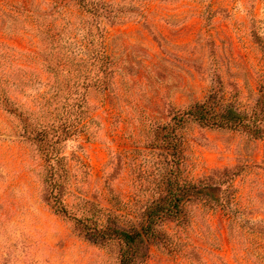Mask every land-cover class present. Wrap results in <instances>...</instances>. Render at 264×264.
Returning a JSON list of instances; mask_svg holds the SVG:
<instances>
[{
  "label": "rangeland",
  "instance_id": "1",
  "mask_svg": "<svg viewBox=\"0 0 264 264\" xmlns=\"http://www.w3.org/2000/svg\"><path fill=\"white\" fill-rule=\"evenodd\" d=\"M45 26L59 41L50 51L66 53L67 72L43 66ZM92 44L108 58L111 79L105 90H62L69 104L82 94L86 113L80 131L62 143L60 199L70 209L88 201L118 210L122 225L138 227L162 162L143 148L152 128L170 109L203 100L216 75L242 100L257 98L264 0H0V264H119L116 241L94 238L46 202L44 156L1 102L8 96L38 116L52 93L46 82L73 80L81 69L75 58L87 57ZM90 74L97 77L93 67ZM56 100L41 121L58 118ZM182 135L184 178L235 174L229 185L237 212L187 203L180 221L158 226L161 241L140 264H264V138L194 123Z\"/></svg>",
  "mask_w": 264,
  "mask_h": 264
},
{
  "label": "trees",
  "instance_id": "2",
  "mask_svg": "<svg viewBox=\"0 0 264 264\" xmlns=\"http://www.w3.org/2000/svg\"><path fill=\"white\" fill-rule=\"evenodd\" d=\"M91 7L96 15L102 10L101 6L96 4ZM36 17L38 18L39 14ZM52 31L48 26L41 30L40 33H46V42L39 54L43 56V66L48 72L64 73L67 72L63 62L66 53H62V47L56 55L50 51L59 43L58 39L50 35ZM99 31L100 28L98 33ZM47 45L50 47L47 48ZM260 45L264 54V44ZM75 59L74 65L80 66L81 69L72 71L75 74L73 80L62 78L46 82L52 93L47 98L43 96V105H40L36 112L38 116H33V111L26 113L20 110L8 96L4 95L5 99L1 101L4 109L20 120L24 136L34 140L44 156L46 202L56 213L83 223L84 229L94 238L107 242L116 241L120 246L119 264H140L147 257L149 246L161 241L158 226L167 220L180 221L181 216L185 215V205L189 202L203 201L213 206L222 205L227 213L235 215L237 211L231 206L233 194L229 185L235 174L229 175L224 171L222 174L226 179L204 177L198 181H188L184 178L182 132L187 124L194 123L203 128L231 130L255 139L264 138V81L258 87L257 98L248 103L241 99L239 93L225 87L222 79L216 75L203 100L193 102L182 109H170L168 120L152 128L151 139L145 142L143 148L145 151L157 152L162 157L160 174L157 175L155 188L151 190L153 194L142 212L143 221L138 227H128L122 225V216L118 210L98 209L88 201L76 204L70 209L60 199V188L67 181L62 161L64 156L61 154L62 143L80 131L86 113L82 108L85 104L82 94H79L74 104H69L68 95L64 97L62 90L73 93L80 89L84 91L90 85L105 90L109 87L111 79L109 60L102 47L92 44L87 57ZM92 67L97 74L96 78H92L90 74ZM57 97L60 100H56ZM52 100L61 101V105L55 108L61 109L56 113L58 118L55 119L51 113L50 118L41 121L38 117H44L50 106L55 104ZM141 153L136 152V155Z\"/></svg>",
  "mask_w": 264,
  "mask_h": 264
}]
</instances>
